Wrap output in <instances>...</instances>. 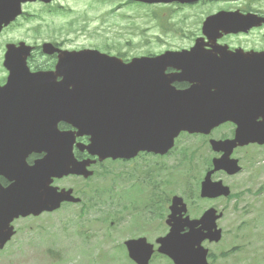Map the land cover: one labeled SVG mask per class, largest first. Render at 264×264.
Listing matches in <instances>:
<instances>
[{
	"label": "water",
	"instance_id": "obj_1",
	"mask_svg": "<svg viewBox=\"0 0 264 264\" xmlns=\"http://www.w3.org/2000/svg\"><path fill=\"white\" fill-rule=\"evenodd\" d=\"M134 1L153 4L193 0ZM205 26L207 29L214 26L223 32H239L246 31L253 23L249 17L229 14L209 19ZM30 51L31 48L20 44L9 47L6 56L5 66L10 76L7 85L0 89V170L5 176L23 171L19 163L22 150L32 152L39 148L46 157L38 165L44 170L50 167L44 172L47 179L74 173V137L59 132L58 123L76 128L77 136L91 135L88 151L101 158H121L126 154L129 158L139 150L164 153L180 132L208 133L231 116V110L221 107L228 104H221L215 94L204 92L209 89L204 83L215 82L203 75L205 63L198 59L191 69L184 61L188 56L202 58L197 44L190 52H166L155 58L133 59L129 64L97 51H59L45 44V54L58 53L55 71L34 74L26 65ZM211 59L212 56L206 57V61ZM168 67L181 70V73L165 75ZM175 81H189L195 85L179 92L171 86ZM240 81L248 82V79ZM222 90L218 85L216 94ZM246 108L250 114H260L263 120L255 123L251 118L238 122L240 129L236 140L264 143V94ZM127 149L134 152L124 153ZM216 149L225 153L213 161L214 171L236 173L239 168L237 161L230 159L231 144L216 143ZM209 175L202 184L203 196H227L228 188L221 182L212 184ZM49 197L41 182L31 186L28 179L15 183L5 192L0 190V234H9L6 231L9 223L20 215L57 208L62 199L51 202L48 207ZM181 229L180 225L173 227L170 238L161 241L159 252L172 256L177 264H204L205 253L199 249H170V241ZM193 234L198 237L183 238L180 243L199 246L204 236H200V231H193ZM126 245L137 264H148L149 248L139 241Z\"/></svg>",
	"mask_w": 264,
	"mask_h": 264
},
{
	"label": "rangeland",
	"instance_id": "obj_2",
	"mask_svg": "<svg viewBox=\"0 0 264 264\" xmlns=\"http://www.w3.org/2000/svg\"><path fill=\"white\" fill-rule=\"evenodd\" d=\"M64 3H67L73 10L69 17L58 16L55 18L56 15H53L51 26L39 30V34L35 27L30 25L31 22L21 23L22 27L14 28V38L27 35L32 38L33 35L35 39L33 42L40 43L42 40H53L63 43V47L67 49L75 50L100 49L99 46L106 45L110 51H105V53L115 55L119 49L130 59L146 52L185 47L189 44L187 38L181 40L179 37H172L169 33L165 36L158 26L157 20L152 17V10L155 14L166 13L164 17L169 18L179 36L191 34H194L193 37L197 36L200 32L201 19L205 17V12L201 7L186 9L173 4L171 7L175 10L167 13L171 10L170 7L156 6L151 10L117 0H112L110 3H99L95 0H65ZM212 9L210 7V10ZM40 12L41 9L37 10V14ZM49 21L50 19L46 18L44 25H50ZM184 142L186 139H182V143ZM258 154L255 160L256 165L248 163L250 160L246 159L244 170L240 175L225 179L233 188L234 193L243 191L241 197L237 200L212 202L218 208L226 209V220L223 222L225 229L231 227L234 229L241 223L246 225L234 231L233 236L228 235L223 247L243 245L245 238L240 235H247L253 241L250 252L255 259L264 255V190L261 193L257 192L264 182V169H260L264 166V149L260 150ZM199 203L205 207V203L201 201ZM20 224L30 226L28 221H22L17 225ZM231 224L232 226H230ZM33 238L27 240L25 234L19 237L20 245L16 246H21L17 252L19 262L14 261L13 264H40V262L41 264H97L104 258L117 257L118 255L124 264H129L128 262L125 263V253L122 249L111 250L110 247L111 251H100L95 254V250L80 241L78 237L61 240L58 259H48L45 258L47 256V253L45 255L46 245L43 243L45 241L37 233H33ZM54 242L58 241L55 239ZM95 244L93 243V246ZM240 258L241 255H238L237 259ZM248 263L264 264V258L256 262L253 257H248L245 264ZM101 264L112 263L103 261ZM154 264L166 263L158 258Z\"/></svg>",
	"mask_w": 264,
	"mask_h": 264
},
{
	"label": "flooded vegetation",
	"instance_id": "obj_3",
	"mask_svg": "<svg viewBox=\"0 0 264 264\" xmlns=\"http://www.w3.org/2000/svg\"><path fill=\"white\" fill-rule=\"evenodd\" d=\"M21 14L14 21H10V7L13 6L12 0H0V86H3L7 81V70L3 67L4 54L6 52V46L8 44H17L21 41L26 43L33 42L35 39L27 36H23L20 38H14L13 31L14 28L22 27L20 24L24 22H31L30 25L35 27L36 32L39 30L45 29L49 25H44L46 22V18L52 16V10H48L45 12L46 8L54 7V4L59 0H52L50 3L46 4L40 0H19ZM15 2V0H14ZM243 5V6H242ZM190 6H199L205 12V17L201 19L203 20L211 15H214L220 11L223 12H234L239 11L242 14H256L264 18V0H201L198 3L192 4ZM188 6V7H190ZM210 7L213 8L210 10ZM41 12L37 14V10ZM38 36V35H37ZM195 39H199L203 49L207 52H210L216 58H220V55L227 54L226 58L228 63L230 64L233 56L229 54H235L238 51L240 55H248V61L250 64L251 71H256L258 68V56L264 54V25L259 28H254L247 33H239V34H231V35H222L220 37H216L215 34L206 35L200 29V32ZM46 40H42L40 43L33 42L32 46L35 47L34 52L29 57L28 63L29 67L32 71H47L52 70L54 68L56 62V56H44L41 52V45ZM55 47L59 49H63V43L57 41H51ZM67 49V48H65ZM264 72V67L259 71ZM254 79H258V77H254ZM264 80V78L262 79ZM256 82H251L246 86V92H238L239 95H249V94H260L258 91H253L251 86H255ZM264 84V82H259L258 85ZM244 85H237V87H243ZM180 89H185L188 87L187 84L178 85ZM257 120H261V117H256ZM69 127H65L64 130H69ZM235 125L233 124H224L216 129H214L210 137L215 139H232L234 135ZM81 143L87 144V138H81L79 140ZM247 147L237 148L234 152L243 153L247 151ZM77 160H85L88 159L89 156L84 152H78ZM75 154V153H74ZM44 153L32 154L28 156L26 159V165L31 167L37 160L42 159ZM103 179L105 181V185L107 191H113L117 187H119L118 180L124 177V171L128 168L129 170L133 169V172L128 174V178H135V185L141 184L145 189H148L151 192L152 196H157L159 189L162 188L164 192H167L170 186V178L173 177L172 171V155L167 154L164 156H158L150 153H139L132 160H112L107 159L103 162ZM117 169V172H115ZM1 173V172H0ZM71 181L73 183L71 184ZM92 179H83L81 177H65L62 179H53L51 180V186L61 190H71L73 197L79 199L78 202L75 203H63L59 210L52 213H43L37 217L29 216L27 218H20L21 220H27L31 224H36L39 221L37 219L42 217H50L49 220L50 225L58 224L62 222L63 224L60 226L61 231H71L73 234V238L78 237V234H83V229L88 227V215L93 213V202L94 195L91 193V183ZM12 184V181L6 177L5 175L0 174V188L6 189ZM123 186L130 187L131 182H125L122 184ZM160 206L161 209H155V216L164 215L163 218L159 219V223L162 228H165L164 218L168 214V203L164 201V197L161 192L155 201V206ZM133 215L136 216L135 212ZM139 218V217H137ZM101 224H105L106 220L100 222ZM70 224V225H69ZM117 225V227H125L127 224L134 225L136 228L139 224V228L144 229L147 232L152 233V238L149 239V243H155L157 237V225H150L149 223L143 221L139 218V222L134 221L133 223L128 222V214L126 211L120 212L117 216L116 221H112L111 225ZM40 228L44 230L45 223L40 225ZM167 228L163 229L164 234ZM88 232V231H87ZM86 232V234H87ZM13 236L7 240L6 242L0 245V264H13L16 261L14 257V252L17 248V245H20L19 242H15L13 240L16 239L18 230L14 227ZM148 240V239H147ZM16 247V248H15Z\"/></svg>",
	"mask_w": 264,
	"mask_h": 264
}]
</instances>
